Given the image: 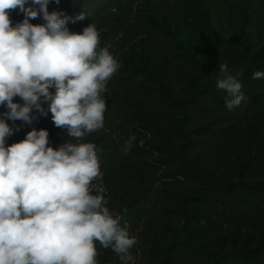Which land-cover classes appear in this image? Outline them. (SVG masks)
I'll return each mask as SVG.
<instances>
[{
  "label": "trees",
  "instance_id": "1",
  "mask_svg": "<svg viewBox=\"0 0 264 264\" xmlns=\"http://www.w3.org/2000/svg\"><path fill=\"white\" fill-rule=\"evenodd\" d=\"M61 2L50 0L48 10L71 17L66 27L73 32L94 23L97 51L107 48L121 59L100 94L103 127L82 141L96 147L106 207L122 217L120 226L130 237L144 229L150 264H264V79L252 78L264 71V46L223 38L205 17L209 53L205 61L196 58L174 36L196 16V0ZM141 2L151 6L149 13ZM81 13L85 18L73 22ZM10 16L13 26L24 19L19 11ZM221 63L234 75L242 72L237 79L247 99L232 110L216 85ZM32 114L53 128L52 147L73 139L54 126L51 113ZM130 134L136 139L124 154ZM96 247L99 264H121L111 248Z\"/></svg>",
  "mask_w": 264,
  "mask_h": 264
},
{
  "label": "clouds",
  "instance_id": "2",
  "mask_svg": "<svg viewBox=\"0 0 264 264\" xmlns=\"http://www.w3.org/2000/svg\"><path fill=\"white\" fill-rule=\"evenodd\" d=\"M49 2L0 0V106L7 109L0 113V264H98L97 242L115 251L121 264H134L130 249L137 241L106 207L96 147L82 142L103 127L106 102L100 94L120 64L107 48L97 51L94 23L70 31L72 18L49 12ZM16 10L24 19L13 26L10 14ZM38 17L45 23H30ZM84 18L81 13L73 22ZM241 75L219 65L216 85L227 92L229 110L247 99ZM252 78L264 79V71ZM17 96L23 103L14 102ZM33 110L43 117L51 113L54 126L76 142L54 148L48 130L33 127L6 145L14 132L7 120L31 125L39 119ZM135 139L129 135L124 154Z\"/></svg>",
  "mask_w": 264,
  "mask_h": 264
},
{
  "label": "rangeland",
  "instance_id": "3",
  "mask_svg": "<svg viewBox=\"0 0 264 264\" xmlns=\"http://www.w3.org/2000/svg\"><path fill=\"white\" fill-rule=\"evenodd\" d=\"M197 5H200L199 11L194 18L190 19L180 31H174L175 40L182 45L188 52L196 58L207 60L209 53V38L211 37L207 29L205 17L209 19L211 27L219 36L230 40H243L259 49L264 46V0H196ZM65 2H61L58 7H61ZM140 9L143 13H149L151 6L145 2H141ZM51 9H49V12ZM18 13V10L15 11ZM18 15V14H16ZM14 15L15 17H18ZM14 17V18H15ZM11 20H14L10 16ZM16 19V18H15ZM118 63L121 59L117 55L115 57ZM14 102L23 103L17 96L14 97ZM37 130L47 129L49 132V144L52 146L55 143V135L53 128L43 125L40 120H34L31 125H22V127L13 128V134L6 138V145L19 142L24 139L27 132L32 128ZM246 153L244 147L241 149ZM264 179V174L262 178ZM108 193L105 191V198ZM182 228V225H179ZM192 228L189 229V231ZM144 229L139 227L131 235L135 237L137 243L131 248V255L134 258V264H150L151 251L147 241L140 239ZM186 237L185 232L179 236V241ZM97 245L99 243L97 242ZM98 264L100 262L99 253L97 256ZM129 264H133L130 261Z\"/></svg>",
  "mask_w": 264,
  "mask_h": 264
}]
</instances>
